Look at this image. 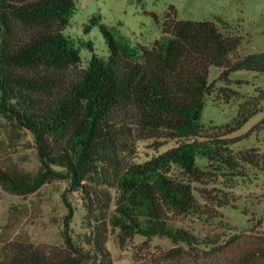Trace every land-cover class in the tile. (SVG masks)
<instances>
[{"label": "trees", "instance_id": "1", "mask_svg": "<svg viewBox=\"0 0 264 264\" xmlns=\"http://www.w3.org/2000/svg\"><path fill=\"white\" fill-rule=\"evenodd\" d=\"M76 2L0 0V116L11 140L31 135L41 162L32 171L0 157V186L28 196L53 180L67 181L80 194L88 231L75 237L69 219L64 244L4 239L0 262L117 264L108 247L111 235L123 243L139 234L167 236L177 246L132 264H189L180 261L187 246L216 241L178 226L177 218L216 215L198 194L230 203L202 186L207 178L214 169L239 176L247 164L264 166L258 147L234 149L239 137H201L213 92L210 67H221L225 80L239 69L264 72V51L240 55L241 36L215 20L178 18L172 5L162 36L151 45L117 36L94 14L85 32L100 25L109 54L99 55L91 39L65 33ZM82 46L92 50L87 61ZM145 140L178 143L141 159L139 142ZM220 264H264V237Z\"/></svg>", "mask_w": 264, "mask_h": 264}, {"label": "rangeland", "instance_id": "2", "mask_svg": "<svg viewBox=\"0 0 264 264\" xmlns=\"http://www.w3.org/2000/svg\"><path fill=\"white\" fill-rule=\"evenodd\" d=\"M76 3L65 33L76 41L91 39L99 55L109 54L100 25H92L85 32L94 14L100 13L117 36L127 37L132 44L151 45L162 36V25L172 5L177 9L178 18L215 20L223 31L241 36L240 55L264 51V0H77ZM81 55L87 61L92 50L82 46ZM221 72L219 66L210 67L213 92L206 100L201 137H239L233 144L235 150L258 147L264 152V72L239 69L228 80L220 77ZM10 134V127L0 116V157L36 171L41 162L31 135L11 140ZM177 143L170 140L154 146L152 140L141 141L139 156L144 159ZM225 171L214 169L215 174L202 186L223 195L230 203L213 202L198 194L204 203L213 207L216 215L191 213L176 220L178 226L216 242L202 244L198 249L187 246L188 253L181 262L224 263L254 247L264 237V166L247 164L246 174L239 176ZM85 214L80 194L71 191L68 182L61 179L46 183L28 196L10 193L0 186V244L16 236H27L39 243L64 244L65 220L70 219L69 229L78 238L88 231L84 225ZM175 246L171 238L160 235L148 238L138 234L122 243L113 234L108 242L117 264L157 257L161 250Z\"/></svg>", "mask_w": 264, "mask_h": 264}]
</instances>
